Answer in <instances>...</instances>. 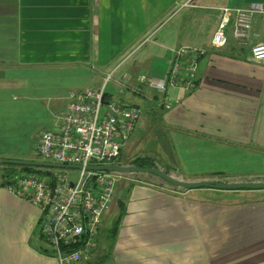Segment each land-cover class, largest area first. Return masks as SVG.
<instances>
[{"label":"crops","instance_id":"crops-1","mask_svg":"<svg viewBox=\"0 0 264 264\" xmlns=\"http://www.w3.org/2000/svg\"><path fill=\"white\" fill-rule=\"evenodd\" d=\"M251 4L264 0H0V159L35 161L68 92L99 89L112 74L105 101L139 106V120L146 110L166 143L126 153L138 120L119 164L151 156L182 181L264 182V62L232 39L210 48L223 9ZM254 32L264 42V17ZM181 47L208 50L193 88L139 83L166 78ZM121 181L101 227L122 203L115 247L99 241L90 261L74 264H264V198L206 196L143 174ZM40 221L36 205L0 188V264H60Z\"/></svg>","mask_w":264,"mask_h":264},{"label":"built area","instance_id":"built-area-1","mask_svg":"<svg viewBox=\"0 0 264 264\" xmlns=\"http://www.w3.org/2000/svg\"><path fill=\"white\" fill-rule=\"evenodd\" d=\"M256 16L264 17L263 5L223 9L210 48H225L232 39L242 48H249L252 61L264 62V42L253 43L257 37ZM207 53V49L181 47L175 51L166 78L142 75L138 81L160 92H167L170 87L193 88L199 60ZM111 81L112 74H108L99 89L68 92V103L57 118L56 130L41 135L38 155L47 163L81 167L75 182L66 172L48 170L17 174L5 186L14 196L40 209L41 239L53 248L60 264L92 259L103 217L123 175L87 168L119 164L116 160L120 159L142 113L139 106L124 101H105V89Z\"/></svg>","mask_w":264,"mask_h":264},{"label":"water","instance_id":"water-1","mask_svg":"<svg viewBox=\"0 0 264 264\" xmlns=\"http://www.w3.org/2000/svg\"><path fill=\"white\" fill-rule=\"evenodd\" d=\"M0 165H10V166H21V167H32V168H52V169H81L79 166L63 165L56 163H47L44 161H21V160H9L0 159ZM88 171L96 172H112L120 175H130V174H153L165 182L182 189L186 190H197V189H214L218 191H250V190H264V182H238V183H220L215 181H199V182H187L176 179L170 174L158 168H146L139 167L132 164L122 165V164H109L97 167L89 166Z\"/></svg>","mask_w":264,"mask_h":264},{"label":"rangeland","instance_id":"rangeland-1","mask_svg":"<svg viewBox=\"0 0 264 264\" xmlns=\"http://www.w3.org/2000/svg\"><path fill=\"white\" fill-rule=\"evenodd\" d=\"M108 90H111V88L109 87ZM143 110H144V107H143ZM145 112H146V110H145ZM145 112H143V116L140 118V120L138 122L136 132L138 133V138L139 139L144 134L148 135V137L153 138L151 141H148V142H150L151 146H150L149 143H144V145L142 147H138L137 148L136 143L138 142V138H137V134H136L130 140V143H129L130 145H128V147L125 148V152L128 153V154H136V153L138 154L141 150L150 149V148L153 149L156 146L163 147V146L166 145V143L163 141L162 134H160L161 133L160 131L163 130L162 127L159 124H155V121L153 122V121H150L149 119L145 118V115H146ZM149 126L150 127L153 126L152 129H148ZM147 130H148V132H147ZM123 152H124V150H123ZM32 160L43 161L42 158L39 155H34L32 157ZM116 162L122 163L123 160H121V158H120V159L116 160ZM38 169H41V168H38ZM41 170H43V171L59 170V171H62V172H66V173L69 174L72 182H75L76 179L79 176V171L78 170H74V169L63 170V169L42 168ZM143 175H148L149 178L153 177L154 179H159V178H157V176H155L153 174H143ZM124 176H123V178H124ZM121 182L122 181L119 180L116 183L115 190H114V195H115V191L118 188V186L120 184H122ZM212 190H213V192L218 191V190L207 189V188L206 189H197V190H193V191H207L206 192L207 193L206 196H209V195L212 196V194H210L211 192H209V191H212ZM222 192L231 193V191H222ZM241 192H244V193H255L252 196H260V197L264 198V190H255V191L254 190L253 191L252 190H250V191L243 190ZM232 198H235V197H232ZM110 209H111V207H110ZM118 215H119V213H118ZM118 215L114 214L113 216H111L112 218L111 217L109 218L108 222L105 224L104 229H102V231H100V233H99V235H98V237L96 239V245H98V243L100 241L101 242V246L107 248V250L113 249L115 247V243L117 241L118 235L115 238L113 237V234H114L113 233V228H114L115 223H116V221L118 219Z\"/></svg>","mask_w":264,"mask_h":264},{"label":"trees","instance_id":"trees-1","mask_svg":"<svg viewBox=\"0 0 264 264\" xmlns=\"http://www.w3.org/2000/svg\"><path fill=\"white\" fill-rule=\"evenodd\" d=\"M131 164L139 166V167L158 168L156 159L151 156L139 157L136 160H134ZM44 172H47V171H43L41 169L32 168V167L0 165V175L2 177V181H0V188L6 186L10 182V179H12L17 174L28 175L31 173H44ZM166 173L169 174V172L167 171ZM130 175L137 176V175H142V174H130ZM119 208H120V211H119L118 219L113 228L114 234L112 233L114 238L117 237L118 235L123 217L126 213V208L122 203L119 205Z\"/></svg>","mask_w":264,"mask_h":264}]
</instances>
